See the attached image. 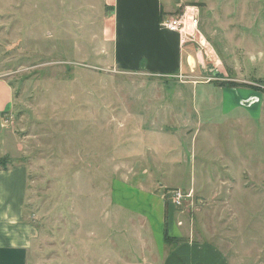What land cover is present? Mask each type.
<instances>
[{"label":"rangeland","instance_id":"obj_1","mask_svg":"<svg viewBox=\"0 0 264 264\" xmlns=\"http://www.w3.org/2000/svg\"><path fill=\"white\" fill-rule=\"evenodd\" d=\"M46 1L0 0V154L30 170L28 264H165L187 241L264 264V0H163L194 33L165 78L112 67L106 0ZM141 198L151 220L116 201Z\"/></svg>","mask_w":264,"mask_h":264},{"label":"crops","instance_id":"obj_2","mask_svg":"<svg viewBox=\"0 0 264 264\" xmlns=\"http://www.w3.org/2000/svg\"><path fill=\"white\" fill-rule=\"evenodd\" d=\"M105 2L106 6L113 8L111 65L116 71L162 78L183 74L185 45H182L178 33L169 31L162 24V19L168 14L163 0ZM46 4L50 8V0H47ZM189 62L187 61L186 66ZM239 95L238 99L241 96L247 97L241 100L247 109H252L259 103L258 99L256 101L258 103L253 104L257 97H251L252 94ZM249 97L251 99H248ZM14 99L13 86L0 69V119L13 111ZM236 107L230 108L229 112H235ZM3 156L4 154H0V158H4ZM29 176L30 170L25 166L0 169V264H28V250L38 236L35 235L36 231L32 225L24 221L30 189ZM121 191L123 189L117 190L118 193ZM141 200L131 207L116 199L119 205L146 215L151 220L149 217L157 213L153 212L145 198ZM161 211L159 227L165 223L163 209ZM165 264H229V262L227 256L217 246L198 245L193 241H187L177 244L176 248L166 254Z\"/></svg>","mask_w":264,"mask_h":264},{"label":"built area","instance_id":"obj_3","mask_svg":"<svg viewBox=\"0 0 264 264\" xmlns=\"http://www.w3.org/2000/svg\"><path fill=\"white\" fill-rule=\"evenodd\" d=\"M162 24L171 32L178 33L180 35L181 43L186 44L188 41H190L193 38V31L190 32L188 31L187 23L186 21H183L181 19H173V18H168L166 20L162 21ZM193 30L196 29L197 26V21L194 20L192 23ZM177 194V202L180 203V199L182 197L181 193H176Z\"/></svg>","mask_w":264,"mask_h":264},{"label":"trees","instance_id":"obj_4","mask_svg":"<svg viewBox=\"0 0 264 264\" xmlns=\"http://www.w3.org/2000/svg\"><path fill=\"white\" fill-rule=\"evenodd\" d=\"M5 160H6V159H5ZM5 160L0 158V166H1V165L4 166L2 169H7V168H8V166H6V164L4 163V162H6ZM0 169H1V168H0ZM166 238H167V242H168V241L175 240V239H173L172 237H169V236H167Z\"/></svg>","mask_w":264,"mask_h":264}]
</instances>
